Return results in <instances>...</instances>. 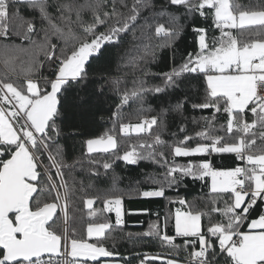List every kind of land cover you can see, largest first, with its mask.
I'll list each match as a JSON object with an SVG mask.
<instances>
[{
  "label": "snow or ice",
  "instance_id": "6c2138e0",
  "mask_svg": "<svg viewBox=\"0 0 264 264\" xmlns=\"http://www.w3.org/2000/svg\"><path fill=\"white\" fill-rule=\"evenodd\" d=\"M21 4L35 15L30 19L21 16L17 7ZM168 6L180 7L183 13H167L161 23L156 15L140 22L145 9L155 11L153 0H132L130 5L126 0H0V157H8L0 158V264H100L101 258L118 255L103 243L112 224L88 222L81 230L75 214H70L75 192L83 189H77L74 180L71 184L65 180L63 169L73 165L64 164L61 147L51 149L61 133L59 96L74 85L87 86L90 62L110 57L108 48H119L129 34L133 47L120 56L125 64L146 65L163 49L174 53L187 27L180 22L181 16L195 15L210 20L219 35L209 38L208 29L193 25L197 50L162 74L164 87H146L143 79L134 81L131 90L121 93L113 115L121 118L120 108L132 99L142 107L149 91L178 88L185 74H203V102L193 108L223 111L227 120L221 128L226 135L212 134L215 117H205L206 130L196 133L202 142L189 147L193 137L184 136L167 147L173 157L235 154L243 166L219 169L208 159L195 164L169 163L164 151L154 148L166 145L159 135L151 143L142 140L132 145L116 158L128 164L149 159L165 166L163 180L155 181L159 186L139 193L145 198L164 197L166 187L178 184L177 173L180 178H211L213 196L208 211L195 201L178 198L170 201L181 206L172 214L175 236H161L156 223L147 233L160 237L173 252L191 248L185 264H220L221 257L223 264H264V208L250 219L256 207L264 204V0H249L248 4L241 0H168ZM164 14L162 8L158 15ZM133 51L136 55H131ZM45 67L50 75H43ZM111 84L118 89L119 77L112 78ZM185 102H178L173 110L182 112ZM166 111L136 123L121 122L119 132L125 137L151 134L154 126H164L161 116ZM113 132L88 139L87 153L116 150ZM43 153L47 165L42 163ZM103 168H112V163L104 162ZM96 199L101 197L82 199L92 218L101 214L93 209ZM122 202L123 196L115 192L103 198L104 209L115 212L116 226L123 223ZM213 213L220 219L213 221ZM204 216L209 217V225L202 229ZM245 224L247 231L242 230ZM177 237L183 238L182 245L175 243ZM166 264L180 262L168 259Z\"/></svg>",
  "mask_w": 264,
  "mask_h": 264
},
{
  "label": "trees",
  "instance_id": "16d2710c",
  "mask_svg": "<svg viewBox=\"0 0 264 264\" xmlns=\"http://www.w3.org/2000/svg\"><path fill=\"white\" fill-rule=\"evenodd\" d=\"M126 2L130 5L132 0H126ZM153 2L155 11L145 9L140 22H143V17L156 15L157 21L163 23L167 20V13H183V9L180 7H169L168 0H153ZM248 2L249 0H241L243 4H248ZM259 2L260 0H254V3ZM17 7L20 9V15L26 19L35 15L34 11L26 5L21 4ZM118 7H120L119 4ZM162 8L165 9V14L158 15ZM121 10L124 9L121 8ZM180 22L186 23L187 27L184 35L175 45L174 53L172 49H163L158 51L156 60L150 61L146 65L133 67L131 64H125L120 56L126 49L133 47L130 42L131 34H129L119 48H108V52L111 53L110 57L90 62L87 86L74 85L72 90L62 92L59 96L61 118L57 120V124L61 127V133L51 143V149L54 151L57 145L61 147L64 164L73 165L72 168L63 169L65 180L70 184L74 180L77 189H83L75 192L70 214H75L78 221L76 226L81 230L86 229L88 222L112 224L113 228L106 232L103 243L110 251L120 255V259L117 261L124 264H140L142 260H144V264H166L168 259L184 260L192 249L185 250L181 247L178 252H173L171 247L166 245L160 237L147 235L150 232V226L153 223L158 224L161 236L165 233L175 236L172 214L176 208L181 206L178 203H170V201H175L178 198L190 202L195 201L200 209L208 211L212 207L210 200L213 193L209 177L202 180L194 179L191 176L180 178L177 173L178 184L172 188L166 187L164 197L145 198L139 193L159 186L155 181L163 180L162 174L165 172V166L149 159L140 160L136 164H128L117 159V156H122L125 150L142 140L151 143L153 137L159 135L166 145L164 147L154 145V148L156 151H164L169 163L195 164L203 159H208L214 167L219 169L243 166V162L238 160L235 154L213 153L210 156L195 154L187 157H173L167 147L174 141L182 140L184 136L193 137L192 141L188 143L189 147H195L197 143L202 142V138L197 137L196 133L206 130L205 117L209 120H212L213 116L215 117L213 121L215 131L212 134L226 135V130L221 128L222 125H226L227 120V115L223 111L216 112L212 108H193L194 104L203 102L205 93L203 74H185L178 81L180 85L178 88L169 87L160 93L149 91L144 96L142 107L138 100L132 99L120 108L121 118L113 115L117 111V105L120 104L121 93L125 89L131 90L134 81L143 79L146 87H164L162 74L169 71L174 64H180L182 56L197 50L198 45L192 31L193 25L208 29L209 38L219 35L218 30L211 27V21L205 20L199 15H195L194 18L181 16ZM103 30L100 28V31ZM173 54L175 55L174 62ZM131 55H136V52L133 51ZM50 74L49 69L45 67L43 75ZM114 77L120 79L118 89L111 84V79ZM101 92L102 94H100ZM180 101L186 102L182 112L178 113L173 108ZM162 109L168 110L161 116L164 126H154L151 134L131 133L125 137L119 132V123H136L140 118H150L160 114ZM252 118L249 113L247 119L251 121ZM182 126L183 132L180 131ZM113 129L118 143L116 150L109 153H86L85 142L88 139ZM41 160L45 165L49 163L46 153L41 154ZM93 160L97 163L92 164L90 161ZM106 161L112 163V168L108 170L103 168V163ZM51 171L55 178V169L53 168ZM114 177L116 178L115 182ZM113 192L123 196V223L119 226L115 225V213L105 210L103 204V198ZM97 196L101 199L95 200L93 209L101 210V214L92 218L87 215L88 209L83 205L82 199ZM218 206L223 207V202H219ZM262 208H264V204L258 205L250 219L255 218ZM219 219L218 214H212L213 221ZM201 223L202 229L206 228L209 225V217H202ZM242 230H247L246 224L242 225ZM81 234L85 235L86 233L81 231ZM91 242H95V240ZM175 243L182 245L183 238L177 237ZM220 264H223L222 257Z\"/></svg>",
  "mask_w": 264,
  "mask_h": 264
},
{
  "label": "crops",
  "instance_id": "0c3cea01",
  "mask_svg": "<svg viewBox=\"0 0 264 264\" xmlns=\"http://www.w3.org/2000/svg\"><path fill=\"white\" fill-rule=\"evenodd\" d=\"M247 231V230H246ZM153 258V257H152ZM155 258H157V259H164V258H158V257H155ZM165 260V259H164ZM177 260V259H176ZM179 262H180V264H185L182 260H178ZM116 262H118V264H124V263H122V262H120V261H117V260H105V262L104 261H102V262H100V264H116Z\"/></svg>",
  "mask_w": 264,
  "mask_h": 264
},
{
  "label": "water",
  "instance_id": "95a60500",
  "mask_svg": "<svg viewBox=\"0 0 264 264\" xmlns=\"http://www.w3.org/2000/svg\"><path fill=\"white\" fill-rule=\"evenodd\" d=\"M58 107H60V104L58 105ZM85 147H86V153H87V146H86V143H85ZM94 153H97V152H94ZM7 159V158H6ZM91 242V241H90ZM125 258H128V256H125ZM120 259V255H116L114 257H110V258H101L100 262L104 261L105 260H119ZM91 264H94V262H90Z\"/></svg>",
  "mask_w": 264,
  "mask_h": 264
},
{
  "label": "built area",
  "instance_id": "2783aa9c",
  "mask_svg": "<svg viewBox=\"0 0 264 264\" xmlns=\"http://www.w3.org/2000/svg\"><path fill=\"white\" fill-rule=\"evenodd\" d=\"M45 258H47V257H45ZM184 263H185V259L184 260H182ZM91 264V263H90Z\"/></svg>",
  "mask_w": 264,
  "mask_h": 264
},
{
  "label": "rangeland",
  "instance_id": "374dc122",
  "mask_svg": "<svg viewBox=\"0 0 264 264\" xmlns=\"http://www.w3.org/2000/svg\"><path fill=\"white\" fill-rule=\"evenodd\" d=\"M195 155V154H194ZM196 155H200V154H196ZM210 178V177H209ZM210 180H211V178H210ZM114 212V211H113ZM115 213V212H114Z\"/></svg>",
  "mask_w": 264,
  "mask_h": 264
},
{
  "label": "flooded vegetation",
  "instance_id": "af4514ba",
  "mask_svg": "<svg viewBox=\"0 0 264 264\" xmlns=\"http://www.w3.org/2000/svg\"><path fill=\"white\" fill-rule=\"evenodd\" d=\"M0 158H2V157H0ZM2 159H4V158H2Z\"/></svg>",
  "mask_w": 264,
  "mask_h": 264
}]
</instances>
